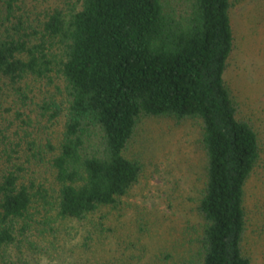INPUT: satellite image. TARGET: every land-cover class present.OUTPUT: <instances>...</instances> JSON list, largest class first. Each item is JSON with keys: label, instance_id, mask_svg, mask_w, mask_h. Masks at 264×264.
Segmentation results:
<instances>
[{"label": "trees", "instance_id": "trees-1", "mask_svg": "<svg viewBox=\"0 0 264 264\" xmlns=\"http://www.w3.org/2000/svg\"><path fill=\"white\" fill-rule=\"evenodd\" d=\"M19 2L1 0L0 76L23 97L20 83L60 80L61 104L39 107L48 121L62 112L63 128L57 145L46 140L32 154L53 184L15 163L0 175V248L27 239L38 201L83 220L126 197L143 171L125 154L139 118L170 115L200 122L205 156L196 251L184 264H250L244 189L260 145L223 79L232 0H62L36 22Z\"/></svg>", "mask_w": 264, "mask_h": 264}, {"label": "rangeland", "instance_id": "rangeland-1", "mask_svg": "<svg viewBox=\"0 0 264 264\" xmlns=\"http://www.w3.org/2000/svg\"><path fill=\"white\" fill-rule=\"evenodd\" d=\"M61 1L19 4L21 12L36 22ZM230 21L234 41L223 79L237 116L252 124L260 145V158L244 189L242 248L250 264H264V0H232ZM20 86L28 97L20 96L0 76V175L15 163L23 166L24 177L50 185L51 168L32 154L46 151V140L54 145L59 141L62 112L48 121L40 115L39 105L48 100L61 104L62 83L29 79ZM200 138L196 119L141 116L125 150L143 165L130 193L83 220L60 218L38 201L30 208L33 220L27 239L19 247L0 248V264L5 263L3 251L14 264L186 263L196 251L199 229L195 205L205 164Z\"/></svg>", "mask_w": 264, "mask_h": 264}]
</instances>
